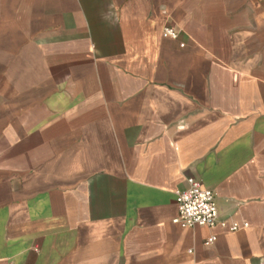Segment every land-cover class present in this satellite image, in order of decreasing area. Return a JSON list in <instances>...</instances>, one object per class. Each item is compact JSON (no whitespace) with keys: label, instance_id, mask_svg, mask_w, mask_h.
<instances>
[{"label":"crops","instance_id":"crops-1","mask_svg":"<svg viewBox=\"0 0 264 264\" xmlns=\"http://www.w3.org/2000/svg\"><path fill=\"white\" fill-rule=\"evenodd\" d=\"M0 264H264V0H0Z\"/></svg>","mask_w":264,"mask_h":264},{"label":"built area","instance_id":"built-area-1","mask_svg":"<svg viewBox=\"0 0 264 264\" xmlns=\"http://www.w3.org/2000/svg\"><path fill=\"white\" fill-rule=\"evenodd\" d=\"M162 37L169 39L177 38V31L165 28ZM177 216L173 223L181 228L194 229L204 227L212 229L220 227L228 232H235L239 225L235 222L227 224L225 220L219 219V209L213 193L202 188L199 181L189 178L186 180V188L176 193ZM243 227H246L243 224ZM215 237H210L206 243L211 244Z\"/></svg>","mask_w":264,"mask_h":264}]
</instances>
